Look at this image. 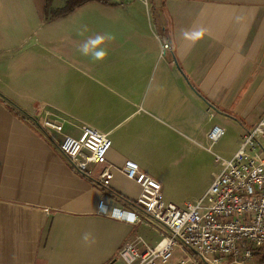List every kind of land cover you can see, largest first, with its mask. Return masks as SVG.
Here are the masks:
<instances>
[{"label": "crops", "instance_id": "obj_1", "mask_svg": "<svg viewBox=\"0 0 264 264\" xmlns=\"http://www.w3.org/2000/svg\"><path fill=\"white\" fill-rule=\"evenodd\" d=\"M71 12L72 29L28 68L39 100L17 103L0 91L37 122L0 98V264H126L119 257L126 243L159 242L146 226L99 214L102 167L81 176L58 153L57 144L82 125L108 134L111 192L134 201L140 188L121 172L125 161L151 177L144 160L190 158L195 146L209 144L214 126L233 134L242 124L237 143L264 113L263 105L247 126L237 116L248 112L233 114L240 102L264 101V0H93ZM200 29L195 41L183 34ZM105 32L116 37L106 60L79 54L86 37ZM45 118L62 124V134H43ZM86 232L95 243L84 244ZM180 258L173 254L169 264Z\"/></svg>", "mask_w": 264, "mask_h": 264}, {"label": "built area", "instance_id": "obj_2", "mask_svg": "<svg viewBox=\"0 0 264 264\" xmlns=\"http://www.w3.org/2000/svg\"><path fill=\"white\" fill-rule=\"evenodd\" d=\"M39 128L43 134L63 132L62 124L48 118ZM224 133L218 126L210 130L209 151ZM56 149L75 174L88 177L92 166L102 167L96 182L99 214L159 235L154 246L141 237L126 243L119 252L126 264H169L176 249L182 255L175 264H264V113L239 138L230 159L216 157L220 169L205 193L182 208L166 202L160 184L130 160L121 172L139 186L140 194L134 201L114 196L112 169L105 166L111 149L106 133L82 125L77 137L65 135ZM112 202L123 207L113 208Z\"/></svg>", "mask_w": 264, "mask_h": 264}, {"label": "rangeland", "instance_id": "obj_3", "mask_svg": "<svg viewBox=\"0 0 264 264\" xmlns=\"http://www.w3.org/2000/svg\"><path fill=\"white\" fill-rule=\"evenodd\" d=\"M44 1L0 0V91L17 103L30 104L39 100L38 81L30 75L28 68L38 66L44 46L57 47L56 37L71 30L72 15L81 13V9H76L78 11L74 14L70 12L64 17L50 19V11H43ZM55 2L60 5L55 6ZM65 5L64 0H52L51 8L61 9ZM263 105L264 101L259 99L240 102L239 110H234L233 114L248 112L245 118L236 115L247 126ZM240 125L233 129V134L225 131L211 151L207 149L208 144L205 148L195 146L190 158L167 154L154 160L146 159L140 166L150 171L151 177L160 184L164 200L182 208L187 201L199 197L206 190L220 169L216 157L228 160L233 156L236 137L242 130ZM150 237L156 236L150 232ZM173 254L175 257L182 255L177 249Z\"/></svg>", "mask_w": 264, "mask_h": 264}, {"label": "clouds", "instance_id": "obj_4", "mask_svg": "<svg viewBox=\"0 0 264 264\" xmlns=\"http://www.w3.org/2000/svg\"><path fill=\"white\" fill-rule=\"evenodd\" d=\"M87 26H81L79 35L83 36L87 32ZM204 29L194 31L191 34L184 32V36L192 39L193 41L198 40L204 34ZM116 37L113 33L105 32L103 34L97 33L92 36L86 37L83 42L79 45L77 51L80 55L88 57L92 62H102L107 59L109 55V49L107 47L108 42L115 40ZM82 241L86 245L95 243V237L91 233H84L82 235Z\"/></svg>", "mask_w": 264, "mask_h": 264}, {"label": "trees", "instance_id": "obj_5", "mask_svg": "<svg viewBox=\"0 0 264 264\" xmlns=\"http://www.w3.org/2000/svg\"><path fill=\"white\" fill-rule=\"evenodd\" d=\"M93 0H66L65 1V7L61 9H52L51 3L52 0H45L44 1V12L50 11L51 18L50 19H56L60 17H64L67 14H69L73 9L80 7L81 5Z\"/></svg>", "mask_w": 264, "mask_h": 264}, {"label": "water", "instance_id": "obj_6", "mask_svg": "<svg viewBox=\"0 0 264 264\" xmlns=\"http://www.w3.org/2000/svg\"><path fill=\"white\" fill-rule=\"evenodd\" d=\"M0 98L4 101H6L7 103H9L13 108H15L19 113H21L25 118L29 119L30 121L34 122L35 124H37L36 120L28 115L26 112H24L23 110H21L20 108H18L15 104H13L11 101H9L5 96H3L0 93Z\"/></svg>", "mask_w": 264, "mask_h": 264}]
</instances>
